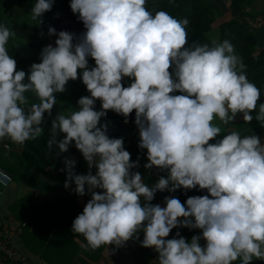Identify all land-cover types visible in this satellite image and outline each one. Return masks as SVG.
<instances>
[{
  "label": "clouds",
  "instance_id": "9594fccd",
  "mask_svg": "<svg viewBox=\"0 0 264 264\" xmlns=\"http://www.w3.org/2000/svg\"><path fill=\"white\" fill-rule=\"evenodd\" d=\"M53 2L35 0L32 19L39 23ZM70 9L86 31L74 42L72 33L49 27L57 36L55 46L42 48L40 62L31 64L27 75L6 48L15 32L0 24V139L23 144L40 136L44 114L51 115L57 103L54 94L79 76L90 96L78 99V110L56 115L48 147L56 143L66 152L74 142L89 168L76 174V161L65 159V187L72 181L78 195L86 186L91 195L71 225L86 241L81 247H120L142 231L141 245L154 248L158 264L264 260V144L236 131L209 143L222 132L213 123L217 118L227 125L242 113L250 123V112H256L264 127V103L257 111L260 89L248 80L234 45L225 39L211 47L186 46L189 20L153 13L146 0H70ZM88 57L94 67H88ZM124 78L131 81L127 87ZM29 92L38 102L29 103ZM108 110L125 123L135 111L138 147L147 150L144 167L167 170L166 177L149 186L138 171H130L138 161H131L122 138H110L100 123ZM57 130L65 134L58 142ZM197 186L209 195L190 196L183 204L165 197L164 207L150 203L158 190ZM178 226L201 233L190 240L179 233L165 239Z\"/></svg>",
  "mask_w": 264,
  "mask_h": 264
},
{
  "label": "trees",
  "instance_id": "16d2710c",
  "mask_svg": "<svg viewBox=\"0 0 264 264\" xmlns=\"http://www.w3.org/2000/svg\"><path fill=\"white\" fill-rule=\"evenodd\" d=\"M256 0H146V7L155 13L163 10L174 18L180 20L187 18L188 43L208 44L221 43L225 39L234 45L237 55L242 57L246 67V75L250 82L260 89L259 103H264V48L256 47V37L252 28L259 25L264 19V9L258 10L253 6ZM35 0H0V24L8 26L15 35L9 39L6 48L9 55L16 61L17 70L29 69L26 63L31 61L30 51L43 48L50 40L57 39L55 34L48 33L49 27L55 28L56 32L68 31L78 38L86 29L83 22L78 19L70 9V0H54L50 11L45 12L37 20L32 19L31 7ZM230 13V19L219 26L218 42H214L208 36L216 14ZM95 63L88 57V67H94ZM79 71V70H78ZM172 72V69H170ZM27 82V79L25 80ZM131 81L128 78L122 80L123 86L127 87ZM86 89L82 80H70L65 91L61 94V104L58 109L51 110V115L44 114V120L40 127L42 133L34 140L25 141L20 151L11 150L8 154H0V167L11 179L18 183L38 189L41 194L27 192L9 205V209L15 219L20 223V248L37 255L39 260L47 264H88V260L97 261L101 256L104 246L92 250L81 247L86 243L84 237L71 231V225L75 217L82 213L83 206L78 202V195L74 189L75 184L69 181V187H65L67 169L65 159L76 161L74 172L87 174L89 168L83 159L81 152L75 147L74 142L68 147V151L60 152L57 144L48 147V141L53 138L52 120L60 112L67 115L78 109L77 101L82 91ZM88 92V91H87ZM174 94H180L175 92ZM29 101L35 103L36 98L32 93L25 94ZM29 102V103H31ZM95 110H101L100 101H95ZM218 119V118H217ZM135 111L125 118L111 110L106 116L101 117L100 123L106 124L107 135L110 138H122L123 147L130 153L131 161H138V166L130 171H138L144 183L152 186L161 177L167 176V170H161L155 166L145 168L147 150L138 147L139 131L135 124ZM225 132L236 131L245 135H256L262 139L264 127L259 122L246 123L243 114L238 113L232 122L223 125ZM65 134L57 130L55 140L63 139ZM221 139L220 134L209 143H215ZM93 166L91 172L95 174ZM87 188V186H86ZM85 195V194H84ZM83 195V196H84ZM209 195L206 189H177L173 192L167 190L157 191L153 200H162L165 197L178 198L183 204L190 196ZM22 223H25L24 225ZM22 224V225H21ZM176 234L186 237L188 240L193 235H200V229L176 227ZM175 238H178L175 236ZM201 246L205 241H199ZM19 248V249H20ZM233 264H240V260ZM250 264H264L262 259H253Z\"/></svg>",
  "mask_w": 264,
  "mask_h": 264
},
{
  "label": "crops",
  "instance_id": "0c3cea01",
  "mask_svg": "<svg viewBox=\"0 0 264 264\" xmlns=\"http://www.w3.org/2000/svg\"><path fill=\"white\" fill-rule=\"evenodd\" d=\"M250 114L253 116L252 121L258 122L255 119L256 112H250ZM261 143L264 144V132L262 135ZM12 149L20 151L22 149V144H16L7 137L0 139V154L6 155ZM0 169L2 168L0 167ZM95 191H100V190L95 189ZM27 192H34L37 195L41 194V192L38 189L27 186L26 184L23 183L15 182L12 179L9 185L1 187L0 220L3 219L6 220L8 218L15 219L14 215L9 209V205ZM90 198L91 195L90 193L87 192V188H86L85 195L79 197L78 202L84 207L85 203ZM150 203L153 205L159 204L161 207L165 206V202H163L162 200H152ZM15 221L18 222L16 219ZM9 232L13 238L14 243L20 248V237L18 236L19 234H16L15 231H12L11 229L9 230ZM175 236H176V229L173 228L169 236L166 237L165 239L175 238ZM142 240H143V232L141 231L137 234L136 237L126 241L123 246L116 247L111 244L108 246L105 245L101 251L100 258L97 261L88 260V264H158L157 261L158 253L156 251H151V247H143L141 245ZM20 250L30 259H34V260L39 259L37 255L28 253L22 248H20ZM74 264H81V263L79 261H76Z\"/></svg>",
  "mask_w": 264,
  "mask_h": 264
},
{
  "label": "built area",
  "instance_id": "2783aa9c",
  "mask_svg": "<svg viewBox=\"0 0 264 264\" xmlns=\"http://www.w3.org/2000/svg\"><path fill=\"white\" fill-rule=\"evenodd\" d=\"M10 182V175L0 169V189L9 185ZM22 224L24 225L25 223ZM19 226L20 223L13 218L0 220V264H47L39 259L28 258L14 243L9 230L11 229L16 234H19ZM151 251H155L154 248H151Z\"/></svg>",
  "mask_w": 264,
  "mask_h": 264
},
{
  "label": "rangeland",
  "instance_id": "374dc122",
  "mask_svg": "<svg viewBox=\"0 0 264 264\" xmlns=\"http://www.w3.org/2000/svg\"><path fill=\"white\" fill-rule=\"evenodd\" d=\"M253 6L255 8H257L258 10H263L264 9V0H256L254 2ZM229 19H230V13L229 12H225L224 14H219V13L216 14V18H215L214 22L212 23L211 30L207 33L208 36H209V38L211 40H213L214 42H218L219 26H220V24H222L225 21H228ZM48 44H52L53 46H55V42L53 40H50L46 45H48ZM41 50H42V48L39 49V50L30 51V54L32 55V59H31V61H29V62L26 63V68L29 69V72H30V66H31V64H33V63H39L40 62V53H41ZM68 82H67V84H68ZM66 85H65V88H66ZM61 94H62V92L55 93L54 94L55 97H56L57 103L53 106L52 110L58 109L59 105L61 104V102H62V100H61ZM82 96H90V93L87 92L86 90H84L81 93V97ZM34 101H35V103L38 102L36 98L34 99ZM29 102H31V101H29ZM213 123L218 124V125L221 126L222 132L220 133V137L222 138L226 134V132L222 128L223 124H221V122L219 121V119H215L213 121Z\"/></svg>",
  "mask_w": 264,
  "mask_h": 264
},
{
  "label": "water",
  "instance_id": "95a60500",
  "mask_svg": "<svg viewBox=\"0 0 264 264\" xmlns=\"http://www.w3.org/2000/svg\"><path fill=\"white\" fill-rule=\"evenodd\" d=\"M252 32L257 40L256 47L258 49L264 48V19L259 25L252 28Z\"/></svg>",
  "mask_w": 264,
  "mask_h": 264
}]
</instances>
